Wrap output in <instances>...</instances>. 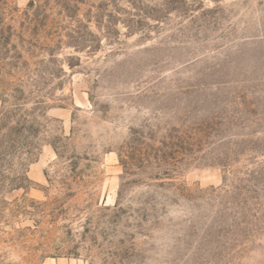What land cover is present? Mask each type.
<instances>
[{
    "label": "rangeland",
    "instance_id": "1",
    "mask_svg": "<svg viewBox=\"0 0 264 264\" xmlns=\"http://www.w3.org/2000/svg\"><path fill=\"white\" fill-rule=\"evenodd\" d=\"M23 120L0 264H264V0H0Z\"/></svg>",
    "mask_w": 264,
    "mask_h": 264
},
{
    "label": "trees",
    "instance_id": "2",
    "mask_svg": "<svg viewBox=\"0 0 264 264\" xmlns=\"http://www.w3.org/2000/svg\"><path fill=\"white\" fill-rule=\"evenodd\" d=\"M9 129V134L0 135V162H8L11 158L13 159L15 153L24 147L25 150L19 153L21 157L22 155L24 156L23 158L19 157L20 174L12 178L8 184L10 188H19L27 179L25 176V161L28 160L29 162L31 160L30 156L32 155L33 148L31 146L35 143L34 139L37 137V128L34 126V120H23L21 123L17 122L14 127H10ZM9 141L12 142L9 143Z\"/></svg>",
    "mask_w": 264,
    "mask_h": 264
}]
</instances>
